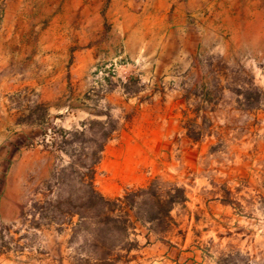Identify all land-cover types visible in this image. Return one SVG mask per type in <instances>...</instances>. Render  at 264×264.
Wrapping results in <instances>:
<instances>
[{"label": "rangeland", "instance_id": "rangeland-1", "mask_svg": "<svg viewBox=\"0 0 264 264\" xmlns=\"http://www.w3.org/2000/svg\"><path fill=\"white\" fill-rule=\"evenodd\" d=\"M127 24L147 28L131 54ZM108 111L120 130L97 189L114 200L158 181L187 196L167 234L137 224L141 249L166 253L131 264H264V0H0V264H78V216L42 219L48 199L82 206L84 171L60 185L70 159L52 143Z\"/></svg>", "mask_w": 264, "mask_h": 264}, {"label": "trees", "instance_id": "trees-1", "mask_svg": "<svg viewBox=\"0 0 264 264\" xmlns=\"http://www.w3.org/2000/svg\"><path fill=\"white\" fill-rule=\"evenodd\" d=\"M254 94L259 102L260 93L254 90ZM91 114L97 118L82 123V130H60L58 139L52 143L54 151L70 159L57 173L60 185L71 179L75 168L84 171L80 177L81 210L73 206L72 196L66 199L58 196L56 200L45 201L42 210L47 213L42 219L50 223L64 220L58 224H65L78 216L75 232L83 236L81 250L84 252L77 258L78 264H131L137 259L131 254L141 249L133 238L137 224L145 227L148 234H167L175 222L172 212L176 206L187 202L186 191L153 181L147 187L128 190L123 197L114 200L103 195L95 184L97 168L120 126L109 111ZM79 149L82 152L78 153Z\"/></svg>", "mask_w": 264, "mask_h": 264}, {"label": "crops", "instance_id": "crops-1", "mask_svg": "<svg viewBox=\"0 0 264 264\" xmlns=\"http://www.w3.org/2000/svg\"><path fill=\"white\" fill-rule=\"evenodd\" d=\"M180 12V10H179ZM181 13V12H180ZM154 18L156 19V22L154 24H156L153 28L154 30L152 31V34L153 36H155L156 38H165L168 34V23H167V20H166V17L164 20L160 21L161 19H159L160 17V14L159 12H155V14H153ZM160 21V22H159ZM179 24H182V23H179ZM146 26L145 25H141L139 29H137L136 32H134L131 28L130 25H125L124 27H122L121 29V32L123 34V36L126 37V40H125V44H126V51L127 53H132L133 51V46H134V34L138 35L139 34V40H140V47H142L143 45V39L145 38V35L147 34L146 32ZM159 42L156 41L155 44L157 45ZM148 55H145V57H147ZM44 100H47V101H54L55 100V90L54 88L52 87H47V89H45L44 91ZM136 125L138 126V122L136 123ZM136 126V130H131V132H133V134L137 136L136 132H138V127ZM139 132L141 133V131L139 130ZM143 132H144V129H143ZM159 138H167L166 135L164 136H159ZM146 234H144V236H152V234H148V230L146 229ZM141 253H143L144 255L148 256V257H153V256H157L159 254H165L166 253V249H164V245L162 244H153L152 246H149V247H144L142 248L141 250Z\"/></svg>", "mask_w": 264, "mask_h": 264}]
</instances>
